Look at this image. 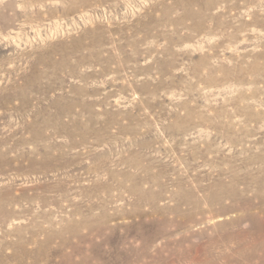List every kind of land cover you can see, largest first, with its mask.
Listing matches in <instances>:
<instances>
[{
	"label": "rangeland",
	"instance_id": "1",
	"mask_svg": "<svg viewBox=\"0 0 264 264\" xmlns=\"http://www.w3.org/2000/svg\"><path fill=\"white\" fill-rule=\"evenodd\" d=\"M0 264H264V0H0Z\"/></svg>",
	"mask_w": 264,
	"mask_h": 264
},
{
	"label": "bare ground",
	"instance_id": "2",
	"mask_svg": "<svg viewBox=\"0 0 264 264\" xmlns=\"http://www.w3.org/2000/svg\"><path fill=\"white\" fill-rule=\"evenodd\" d=\"M252 218H253V219H256L257 217H256V216H253ZM256 220H257V219H256Z\"/></svg>",
	"mask_w": 264,
	"mask_h": 264
}]
</instances>
